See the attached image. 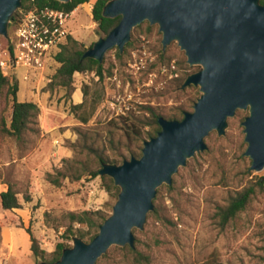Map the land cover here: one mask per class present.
Masks as SVG:
<instances>
[{
  "label": "rangeland",
  "instance_id": "obj_1",
  "mask_svg": "<svg viewBox=\"0 0 264 264\" xmlns=\"http://www.w3.org/2000/svg\"><path fill=\"white\" fill-rule=\"evenodd\" d=\"M88 10V3L79 5L68 22L71 36L86 48L103 36L97 33V22ZM161 39L157 24L141 22L132 28L127 41L131 44H125L122 58L116 57L117 47L105 52L103 64L105 68L112 66L111 72L105 71L102 77L95 70L75 72L73 91L59 86L48 89L49 82L32 89L23 79L24 68L18 67L16 79H10L18 84L17 99L29 100L30 89L35 90L40 114L32 125L35 131L27 130L21 138L0 134V192L12 185L21 204L11 210L0 205V264L43 261L30 250L27 228L47 260L58 242L72 246V238L77 236L64 237L69 226L67 213H111L116 198L106 191L99 174L76 181L64 179L58 186L49 182L47 174L55 175L63 160L74 155L72 144L86 139L92 154L112 157L121 153L129 159L149 138L146 132L151 128L141 126V122L149 120L150 109L166 119L179 116L180 110H192L199 87L182 89L181 84L201 66L189 65L175 40L163 48ZM6 44L0 35V49ZM161 52L164 58L160 60ZM58 66L54 62L51 70L55 72ZM75 104L80 107H73ZM1 105L0 96V112ZM247 114L248 110L237 109L227 119L222 136L211 131L204 139L207 149L188 158L173 175L174 188H161L156 193L159 217L147 218L143 228L134 233V246L148 256L144 264H264V188L257 190L254 199L225 227L218 225L216 217V208L225 205L249 179L264 176V168L249 171L250 159L243 155L246 143L241 121ZM56 116L61 117L57 120ZM46 118L52 119L53 125L48 131L42 126ZM124 119L133 122L140 133ZM62 149L69 154L64 155ZM245 170L251 174L246 176ZM9 226L20 227L13 238L21 244L3 238ZM72 228L86 230L87 226L74 223ZM117 247L123 246H110L95 264H132Z\"/></svg>",
  "mask_w": 264,
  "mask_h": 264
},
{
  "label": "water",
  "instance_id": "obj_2",
  "mask_svg": "<svg viewBox=\"0 0 264 264\" xmlns=\"http://www.w3.org/2000/svg\"><path fill=\"white\" fill-rule=\"evenodd\" d=\"M68 2L69 0H58ZM21 0H0V35L8 37L11 15ZM105 17L120 20L98 37L83 57L104 60L108 49L122 53L131 30L143 21L157 24L163 48L175 40L189 65L181 88L198 86L200 94L181 119L158 118L160 129L143 141L141 154L119 164L103 163L99 175L112 178L119 191L111 213L98 232L85 241L74 236L55 261L39 264H95L112 245L134 247L133 229H142L154 208L157 188L170 185L187 159L207 149L205 137L225 133L237 109L248 110L241 121L249 171L264 168V3L260 0H108Z\"/></svg>",
  "mask_w": 264,
  "mask_h": 264
},
{
  "label": "trees",
  "instance_id": "obj_3",
  "mask_svg": "<svg viewBox=\"0 0 264 264\" xmlns=\"http://www.w3.org/2000/svg\"><path fill=\"white\" fill-rule=\"evenodd\" d=\"M88 0H69L68 2H60L58 0H21L20 11L13 13L10 17L9 24L11 28L18 21L21 12H24L33 7H43L49 6L56 9H61L64 11H71L77 6L86 3ZM108 0H93V7L91 8L92 18L97 22V33L99 35L105 36L120 20V16L113 18L105 17L102 15V8ZM261 3H264V0H260ZM151 26H148L150 29ZM8 43L9 39L5 38ZM66 42L62 45L61 50L55 55V61L59 63L58 69L52 74L51 82L48 84V89H53L56 86L64 87L69 91H73L72 87V77L75 72L90 71L95 70L98 75L101 77L106 71L111 72V67L105 68L103 62L99 63L96 59L90 57H83L84 51L87 49L80 42L75 40L71 35L67 37ZM128 42L126 45H130ZM92 46V45H91ZM116 57L122 58L123 54L116 49ZM164 58V53L161 52L160 60ZM18 84L16 81L10 80L8 76H5L1 73L0 70V96L3 99V105L0 112V134L15 136L16 138H21L24 136L27 130H34L32 125L36 124V118L40 114L39 106L29 100L19 101L17 99ZM73 107H80V104H75ZM183 110H180L179 116H169L168 119H181L183 116ZM150 118L149 120L141 122V126H150V130L146 133L149 137L156 135L157 131L160 129L158 123V118L161 113H158L150 109ZM61 116H56V119L59 120ZM163 117V116H162ZM86 119H81L84 122ZM128 127L133 125L126 122ZM49 121V124L48 122ZM43 128L48 131L53 128L52 119L46 118L42 121ZM135 128V125L132 126V129ZM135 131L136 128L134 129ZM127 135L130 138L131 135L128 131ZM140 133V132H139ZM80 135H84L81 132ZM85 137V136H84ZM82 137V138H84ZM86 140V139H85ZM79 141L75 144H72L74 155L71 158L64 159L62 167L57 170L56 174H47L48 180L53 185H60L62 180L68 179L69 181H76L82 177L90 176L95 177L99 173L103 163H120L125 158L124 154L116 153L112 157L106 156L100 153L95 152L92 154V148L87 147L86 141ZM87 150V152H85ZM91 150V152H90ZM131 155L134 154L129 150ZM141 151L135 156H139ZM95 164V166H93ZM246 176H249L251 172L244 171ZM102 182L106 191H108L112 197L116 198L119 191L118 186H115L111 177L107 175L101 176ZM166 188L169 191L174 188V185L162 184L157 188V193L159 189ZM264 188V176L253 177L249 179L247 184L241 189L235 191V193L230 196L223 206H218L216 208V217L217 222L220 227H225V225L235 218V216L254 199V196L257 190H263ZM159 196L156 194L153 199L154 208L148 212L147 218L149 217H159ZM0 205L4 210H11L19 207L21 205L17 198V192L14 190L13 186L8 184L5 191L0 192ZM108 216V214L103 213L101 210H83L81 212H69L67 217L69 219V226L65 230L64 237L65 239L71 238L73 235H77L81 238H86L89 241L97 232L100 224ZM74 223L86 225L87 229H77L74 230L72 225ZM27 232L30 235V250L35 257L40 259H45V252L39 247L37 238L32 234L29 228ZM133 232H137V229L134 228ZM87 236V237H86ZM67 247V244L64 242H58L56 244L55 250L52 252L51 257L47 261H55L59 258L62 249ZM122 250L125 254L124 257L132 264H144L148 262V256L143 254L139 248L135 245L133 248L129 245L123 247H117ZM99 260V259H98Z\"/></svg>",
  "mask_w": 264,
  "mask_h": 264
},
{
  "label": "built area",
  "instance_id": "obj_4",
  "mask_svg": "<svg viewBox=\"0 0 264 264\" xmlns=\"http://www.w3.org/2000/svg\"><path fill=\"white\" fill-rule=\"evenodd\" d=\"M89 10L93 2L88 0ZM75 12L49 6L33 7L24 12L8 32V43L0 49V70L16 79L18 67H23V79L32 89L43 87L52 79L55 55L69 35L68 22ZM58 143V140H56Z\"/></svg>",
  "mask_w": 264,
  "mask_h": 264
},
{
  "label": "crops",
  "instance_id": "obj_5",
  "mask_svg": "<svg viewBox=\"0 0 264 264\" xmlns=\"http://www.w3.org/2000/svg\"><path fill=\"white\" fill-rule=\"evenodd\" d=\"M78 7V6H77ZM76 7V8H77ZM75 8V9H76ZM38 98H39V93H35V90H31L30 89V99H29V101H32V102H34V103H38L36 100H38ZM75 103H79L78 101L77 102H75ZM48 122V124H49V121H47ZM62 153L64 154V155H68L69 154V152L67 151V150H65V149H62ZM18 228H20V227H12V226H9V227H7V229L3 232V238L5 239H7V240H9V242H11V243H14V244H17V245H19V243L21 244V241L19 240V239H17V240H15L13 237H14V235L16 234V232H17V229ZM31 243V242H30Z\"/></svg>",
  "mask_w": 264,
  "mask_h": 264
},
{
  "label": "bare ground",
  "instance_id": "obj_6",
  "mask_svg": "<svg viewBox=\"0 0 264 264\" xmlns=\"http://www.w3.org/2000/svg\"><path fill=\"white\" fill-rule=\"evenodd\" d=\"M83 6V5H82Z\"/></svg>",
  "mask_w": 264,
  "mask_h": 264
}]
</instances>
